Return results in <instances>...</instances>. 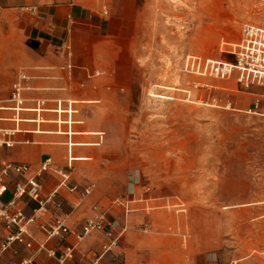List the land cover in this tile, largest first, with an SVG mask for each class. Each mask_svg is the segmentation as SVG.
<instances>
[{"label":"rangeland","instance_id":"374dc122","mask_svg":"<svg viewBox=\"0 0 264 264\" xmlns=\"http://www.w3.org/2000/svg\"><path fill=\"white\" fill-rule=\"evenodd\" d=\"M128 13L133 19L123 35L133 42V86L113 133L115 148L82 173L76 196L90 183L96 188L83 203L75 200L76 208L102 190L82 220L116 223L122 236L114 264H124V201L133 184L142 185L165 198L161 222L146 235L159 239L152 252L164 250L166 262L181 256L185 264H264V105L249 111L261 90L245 92L234 77L203 78L182 67L188 55L232 60L224 43L238 42L245 25L264 27V0H136ZM21 74L27 75L4 81L0 66L4 106L13 105L8 100ZM10 199L7 193L3 200ZM94 243L103 253V238Z\"/></svg>","mask_w":264,"mask_h":264},{"label":"crops","instance_id":"0c3cea01","mask_svg":"<svg viewBox=\"0 0 264 264\" xmlns=\"http://www.w3.org/2000/svg\"><path fill=\"white\" fill-rule=\"evenodd\" d=\"M96 9V0H0L3 80L16 77L22 71L27 73L30 90L25 106L29 109L35 107L33 99L43 98L49 100L48 109L54 110L55 101H62L65 108L67 103H73L72 109L76 111L70 128L64 123L61 133L53 113L42 114L45 121L40 124L36 121L37 114L20 113L23 121L19 119V126L30 129L21 130L15 137L20 143L4 149L2 155L8 161L28 163L33 171L51 157L56 168L70 173L71 186L78 189L86 181L83 171L88 173L92 162L105 158L103 152L111 154L115 148L113 133L117 130L119 114L129 103L133 86V42L123 33L131 25L133 18L128 11L135 12L136 0H115L112 21L103 20ZM0 114L5 119L14 115ZM61 118L67 122L69 115L64 113ZM2 121L5 122L1 125L6 128L16 127L13 121ZM42 181L47 193L57 186L60 177L53 168L44 174ZM93 185L96 188L92 183L88 187ZM101 191L97 189L87 204H92ZM130 191L131 195H126L124 201L128 211L124 225L128 234L123 263L185 264L181 256L166 262L164 250L152 252L159 239L146 235L150 226L161 222L159 205L164 204L165 198L147 193L142 185L133 184ZM77 194L80 191L70 194L63 189L60 197L64 202L63 214L68 215L72 227L83 221L81 216L87 209V204L75 207V200L81 204L86 198ZM69 207L73 208L71 212ZM100 237V234L93 235L79 246L76 264H114L113 252L106 255L94 243ZM198 253L189 255V260L195 259ZM36 264L54 262L42 254Z\"/></svg>","mask_w":264,"mask_h":264},{"label":"built area","instance_id":"2783aa9c","mask_svg":"<svg viewBox=\"0 0 264 264\" xmlns=\"http://www.w3.org/2000/svg\"><path fill=\"white\" fill-rule=\"evenodd\" d=\"M113 2L114 0H96V14L103 20H109ZM224 46L221 50L231 56L232 60L219 61L188 55L183 62V71L215 80L234 77L245 92L260 89V93L252 94L249 110L258 113L264 105V27L245 25L241 31V39L235 43H224ZM28 81V75L21 74L14 83V96L8 100L12 106H4V101L0 99V113H14L9 119L0 116V125L5 122L2 120L16 124L15 129L0 126V149H9L20 143L15 137L22 132L19 131V123L23 121L20 116L22 112L37 114V124L45 121L42 114H55L57 119L54 123L58 126V133H61L64 123H68L69 128L72 125V114L76 113L72 109L73 103H67L65 108L62 101H55L56 108L52 110L47 108L49 100L37 98L32 100L35 107L27 108L25 104L28 99L24 97V93L30 90ZM5 107L8 110H3ZM64 113L69 115L67 122L61 118ZM53 168L60 181L46 193L42 178ZM70 168L69 164L68 169ZM63 189L70 194L79 192L78 186H71L70 173L56 168L51 157L45 159L37 171H33L28 163L0 161V264H36V259L42 254L54 264H76L75 254L79 246L96 234H100L104 240V254L119 247L122 235L117 233L116 223L107 221L104 217L88 218L76 227L69 224L68 215L63 214L64 202L60 200ZM93 189L94 185L87 187L81 195L89 196ZM7 193H10L11 199L5 202L3 199Z\"/></svg>","mask_w":264,"mask_h":264},{"label":"bare ground","instance_id":"6f19581e","mask_svg":"<svg viewBox=\"0 0 264 264\" xmlns=\"http://www.w3.org/2000/svg\"><path fill=\"white\" fill-rule=\"evenodd\" d=\"M4 110H8V109L6 108V109H4Z\"/></svg>","mask_w":264,"mask_h":264}]
</instances>
